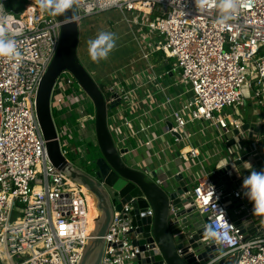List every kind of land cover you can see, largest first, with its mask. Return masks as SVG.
Wrapping results in <instances>:
<instances>
[{
    "label": "built area",
    "instance_id": "built-area-1",
    "mask_svg": "<svg viewBox=\"0 0 264 264\" xmlns=\"http://www.w3.org/2000/svg\"><path fill=\"white\" fill-rule=\"evenodd\" d=\"M9 1L0 0V29L15 38L21 58L0 57V264H80L91 234L87 191L50 162L35 110L37 86L57 51L62 22L35 0H21L25 7L20 12L7 9ZM224 3L233 7L224 9ZM72 4L78 28L85 17L113 8L123 13L140 54L122 66L121 72L130 70L137 76L139 57L146 62L145 71L153 72L148 59L156 51L166 60L174 59L171 70L192 100L175 106L172 97L165 98L162 106L170 109L166 114L171 120H165L161 136L181 144L190 136L187 124L197 121L207 122L215 139L224 143L244 138L240 115L233 117L222 110L244 105L245 95L264 106V0H72ZM143 28L147 31L141 33ZM149 35L156 40L152 48L146 42ZM159 77L152 75L149 80ZM96 83L104 96L107 125L120 157H135L137 149L128 144L133 138L137 147L146 150L133 166L166 191L182 189L179 204L170 202L168 209V225L180 245L178 254H198L189 243L191 236L184 235L192 224L204 228L205 235L194 241L201 251L208 247L204 264L227 259L230 264H264V215L255 213L242 195V179L247 174H238V167L246 163L264 165L261 135L253 136L254 130L248 126V152L231 153L214 170H206L198 160L197 148L181 146L175 151L172 144L168 147L177 155L175 171L170 174L162 166L152 169L150 164L165 150H153L154 140L160 136L155 132L145 136L143 126L133 130L132 120L122 119L118 112L123 103L132 100L134 88L115 77ZM50 110L62 155L71 164L70 153L89 164L88 144L93 141L97 146L94 109L68 70L55 79ZM193 158L198 160V170L191 187L185 173L191 174ZM133 201L132 197L119 209L113 203L99 264H143L138 255L144 250L139 249L137 226L132 224L136 216L131 213Z\"/></svg>",
    "mask_w": 264,
    "mask_h": 264
},
{
    "label": "water",
    "instance_id": "water-1",
    "mask_svg": "<svg viewBox=\"0 0 264 264\" xmlns=\"http://www.w3.org/2000/svg\"><path fill=\"white\" fill-rule=\"evenodd\" d=\"M35 1L40 3V0ZM51 13L62 22L60 40L56 53L38 83L35 110L50 162L90 192L95 198L96 208L100 212L89 223L91 234L82 253L80 264H99L103 252V236L113 212V204L110 202L108 190H112L118 198L114 205L116 209H119L121 204L130 198H134L131 213L136 216L132 224L137 226L135 231L137 243L140 245L139 249L144 250L138 255L140 263L204 264L208 260V247L205 246L204 251H201L198 244L194 243L199 237L205 235L204 228L188 224L184 231L185 236H191L189 243H192V247L196 248L198 253L195 257L191 253L189 255L178 254L177 248L180 245L175 243L168 225L169 203L179 204L178 194L182 189L177 187L174 192L166 191L150 179L142 169L134 167L133 164H126L120 157L107 125L104 96L96 81L80 63L77 56L79 28L75 20L73 4L72 8L65 10L63 14ZM63 70H68L73 75L78 85L90 98L94 109V133L99 156L94 161L96 169L91 176L73 166L60 152L50 110V95L55 79ZM167 126L170 128L171 123L167 122ZM247 127V124L242 126L243 129ZM174 135L177 136V134ZM230 142L232 140L227 143ZM176 178L175 180H177ZM178 184L181 186L182 182H178ZM148 242L150 243L148 247L143 246ZM216 264H230V259L220 260Z\"/></svg>",
    "mask_w": 264,
    "mask_h": 264
},
{
    "label": "crops",
    "instance_id": "crops-1",
    "mask_svg": "<svg viewBox=\"0 0 264 264\" xmlns=\"http://www.w3.org/2000/svg\"><path fill=\"white\" fill-rule=\"evenodd\" d=\"M129 30L131 29L128 26ZM134 29V28H133ZM154 58H157L155 56V52L151 54V57H149L148 62L152 66V71L150 72L151 75H155L156 77L162 76L161 78L159 77V83H154L153 78L152 79H147L146 81L142 80L140 84H138V81H141L139 78V75L137 76L133 75L130 70H127L125 73L121 72L120 68L115 66L111 67L113 65H109L108 68L106 69H101V68H96L93 71L92 75L95 78L100 77L97 82H100L104 80L105 78H111L113 79L115 77V80L119 83H122V85L127 86V82L124 81V78L128 80V82H131L132 84L128 85V88L133 87L134 88V93L132 100L130 102H125L123 103L119 109L118 112L121 113V118H129L133 122V130H140V127L143 126L145 130L142 132L145 136H150L151 132H155L156 135L160 136L158 139L154 140L153 144V150H157L159 148L165 147V150L163 151V154L160 155V158L155 159L152 164H156L155 168L156 170H160L162 166V169L166 172H169L172 174L175 171L173 162L174 158L176 160V153H173L172 150L170 149V144H172L175 148V151L178 150L181 146L185 150L191 149V148H197L199 151L198 155V160L204 165L206 170H214L218 166H220L224 161L227 160V157L231 156V153H233L234 156H240L244 153L248 152L249 148V143L250 140L249 138V131L246 129H243L244 131V138L240 140L234 139L230 143H224L226 146V151L228 155H223V152L221 153L220 150H213L212 148V141H216L215 139V133L213 129L208 125V128L205 126L201 128H195L193 129L194 131H190L191 129H187L186 126V132L190 135L188 138H184L185 140L182 141L181 144H177L176 142L170 143L167 141V138H164V136H161L163 127H164V122L165 120H171L169 116H167L166 113L170 111V109H165L162 104L165 101L166 97H172L173 98V104L175 106H178L179 103H186L188 100H191V94L189 91H185L181 88V84H178V82L175 80V71H172V64H169V60H163L162 62H154ZM106 60V59H105ZM131 61V60H130ZM130 61L126 62L125 64H129ZM164 62V65H163ZM161 67H156L160 66ZM104 65V64H102ZM168 65V68L166 66ZM138 66V63L136 64ZM124 75V76H123ZM142 75L145 77L144 74ZM137 78V79H136ZM136 79V81H134ZM162 81H165L164 83ZM183 96H185V99H183ZM248 96V95H247ZM162 99V100H161ZM251 103L253 104L254 99H251L249 97ZM257 103V102H256ZM246 104V100H245ZM244 104V105H245ZM254 105V104H253ZM255 106V105H254ZM264 109V106H262ZM256 109V112L260 114L259 119H249L245 118V116L240 114V118L243 121V125L247 124L249 128H252L254 130L253 136L256 134L261 135V139L259 142V147L264 150L263 147H261L262 142H264V110L262 108H254ZM255 112V113H256ZM128 115V116H127ZM127 116V117H126ZM252 117V116H251ZM168 121H166L165 124H167ZM204 123V122H201ZM207 123V122H205ZM208 124V123H207ZM263 126V127H262ZM262 127V128H261ZM248 128V129H249ZM257 128H260V131H258ZM213 136V137H212ZM246 140V142H244ZM167 142V144L165 143ZM248 143V144H244ZM128 144L130 148L137 149L135 150V157L134 159H137V161L140 160V158H144V153L146 150L145 148L137 147L138 144L135 143L133 138L128 139ZM242 145V147L240 146ZM200 148H203L202 151H200ZM201 158V159H200ZM198 160L193 158L192 162L194 166L192 167V172L191 174L185 173L186 181L190 186H193V184H196L197 180V170H198ZM136 162V161H135ZM133 164V163H131ZM170 165L172 166L170 168ZM253 168H256V170H260L264 168V165H257L258 167H255L256 164H251ZM249 168V165L246 163L243 166L241 165L238 167V174H248L250 171L247 170Z\"/></svg>",
    "mask_w": 264,
    "mask_h": 264
},
{
    "label": "rangeland",
    "instance_id": "rangeland-1",
    "mask_svg": "<svg viewBox=\"0 0 264 264\" xmlns=\"http://www.w3.org/2000/svg\"><path fill=\"white\" fill-rule=\"evenodd\" d=\"M24 7H25V3L21 0H10L7 4V9H15L17 12L22 11L24 9ZM126 15L129 16L128 14H126ZM102 31L114 33V35H115V47L109 53L106 60L103 59V60H99V61H93L89 55V41L94 39ZM143 31L145 32V31H147V29L146 28L140 29L141 33H144ZM154 39H153V36H151V35L148 36L146 42H148L149 48L153 47V44L156 41ZM138 54H140V53H139V47L137 46V38H136L135 34L131 33V31L129 30L127 22L125 21V17L123 15V13L121 11H119V9H115V8L109 9V10L103 11L101 13H98L96 15L85 17L82 19L81 24L79 26V40H78V46H77V56H78L80 63L85 67V69L88 71V73L91 76L94 75L93 71L98 66H99L98 68L106 69L111 64V65H113L111 67L117 66V67L121 68L122 66L125 65V63L127 61L129 62L131 60V62H132L133 60L137 59L136 55H138ZM132 56H134V57L132 58ZM172 62H174V59H170L168 63L171 64ZM102 64H104V65H102ZM145 66H146V62L141 57H139V61H138L139 72H138V74L140 75V74H143V72H145V77H143V79H142V77L139 78L141 81H138V84H140L142 82V80L146 81L147 79L151 78V76H152L151 73L145 71V69H144ZM156 67L157 68L161 67V65L156 66ZM166 68H168V65L166 66ZM92 78L95 80V78L93 76H92ZM99 78L100 77H97L96 81H98ZM136 79H135V81H136ZM162 82L164 83L165 81H162ZM154 83H159V80L155 79ZM127 84L129 85L132 83L127 81ZM181 88L183 90H185L184 86H181ZM245 97H246V104L245 105L235 106V107H224L222 112L225 114H231L233 117H236V116L238 117V114L239 115L241 114V115L245 116V118H247V120H249V119L251 120L252 118L255 120L259 119L260 114L257 113L256 109H254V108H258V109L262 108V110H264L263 107L261 105L257 104L256 101L253 102V104L255 105L254 106L251 103L249 96L245 95ZM183 99H185V96H183ZM54 116L56 118V113H54ZM205 126L208 128V124L205 122L201 123V122L193 121V122H189L187 124V129H191L190 131L193 132L194 131L193 129H195L197 127L198 128L202 127V129H203V127H205ZM167 140L170 143H172L174 141L173 138H167ZM244 142H246V140H244ZM244 144H248V143H244ZM90 147L92 148V150H94L93 155L97 158L99 156V150H98L97 146H94L93 141L91 142ZM212 148H213V150L215 149V151L220 150L221 153L223 152L224 156L228 155L227 151H226V146H225L223 141H220V140L212 141ZM202 149L203 148H200V151H202ZM68 158L72 162L73 166H75L76 168L83 169V170L87 169L88 172L93 174L94 171L91 172V170H89V169L93 170V166H92L93 163L88 164L85 161H83L82 159H80L77 155H74L71 153L68 155ZM136 160L137 159H134L133 155H131V154L123 156V161L128 165H130L131 163H135ZM173 165L175 166L176 164L173 163ZM155 166H156V164H152L151 168L154 169ZM171 167L172 166L170 165V168ZM247 170H249V168ZM107 192L109 193L110 202L112 204L118 201L117 196L115 195V193L112 190H108ZM88 208L91 209V207H89V206H88Z\"/></svg>",
    "mask_w": 264,
    "mask_h": 264
},
{
    "label": "clouds",
    "instance_id": "clouds-1",
    "mask_svg": "<svg viewBox=\"0 0 264 264\" xmlns=\"http://www.w3.org/2000/svg\"><path fill=\"white\" fill-rule=\"evenodd\" d=\"M40 6L56 15H60L65 10L72 8V0H40ZM222 7L229 9L233 5L231 3H224ZM224 19H227V17ZM114 47V33L102 31L94 39L89 41L90 58L93 61L106 59ZM0 57L15 61H19L21 58V53L17 47L15 38L7 35L6 29H0ZM249 168L250 171L242 179V195L252 203L255 213L264 214V168L256 170L250 163ZM209 235L214 234L210 233Z\"/></svg>",
    "mask_w": 264,
    "mask_h": 264
},
{
    "label": "trees",
    "instance_id": "trees-1",
    "mask_svg": "<svg viewBox=\"0 0 264 264\" xmlns=\"http://www.w3.org/2000/svg\"><path fill=\"white\" fill-rule=\"evenodd\" d=\"M155 56H157V58H154V62H158V61L162 62L163 60L166 61V59L163 58V53L161 51H156ZM163 65H164V62H163ZM90 145H91V143H89L88 147H87V159L91 161L90 163H93L92 164L93 170L89 169V170H91V172H93L96 169V166L94 165V161H95L96 157L93 155L94 150H92ZM261 147L264 148V142H262Z\"/></svg>",
    "mask_w": 264,
    "mask_h": 264
},
{
    "label": "bare ground",
    "instance_id": "bare-ground-1",
    "mask_svg": "<svg viewBox=\"0 0 264 264\" xmlns=\"http://www.w3.org/2000/svg\"><path fill=\"white\" fill-rule=\"evenodd\" d=\"M86 199H87V202H88V206L91 207V209L88 208V220L91 221V219H93L95 216L99 215L100 212L96 208V200H95V198L88 191L86 192ZM90 221H89V223H90Z\"/></svg>",
    "mask_w": 264,
    "mask_h": 264
},
{
    "label": "flooded vegetation",
    "instance_id": "flooded-vegetation-1",
    "mask_svg": "<svg viewBox=\"0 0 264 264\" xmlns=\"http://www.w3.org/2000/svg\"><path fill=\"white\" fill-rule=\"evenodd\" d=\"M80 170H82L84 173H86V174H88V175H90V176L92 175V173L88 172L87 169H84V170H83V169H80Z\"/></svg>",
    "mask_w": 264,
    "mask_h": 264
}]
</instances>
